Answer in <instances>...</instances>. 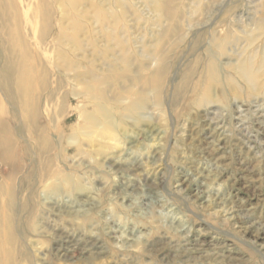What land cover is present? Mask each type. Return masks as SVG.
Wrapping results in <instances>:
<instances>
[{
    "label": "rangeland",
    "instance_id": "374dc122",
    "mask_svg": "<svg viewBox=\"0 0 264 264\" xmlns=\"http://www.w3.org/2000/svg\"><path fill=\"white\" fill-rule=\"evenodd\" d=\"M0 120V264H264V0H0Z\"/></svg>",
    "mask_w": 264,
    "mask_h": 264
},
{
    "label": "bare ground",
    "instance_id": "6f19581e",
    "mask_svg": "<svg viewBox=\"0 0 264 264\" xmlns=\"http://www.w3.org/2000/svg\"><path fill=\"white\" fill-rule=\"evenodd\" d=\"M25 71H26L25 72L26 77H23L22 79L20 78L18 80V82L17 81L15 82V85L17 86L18 91L22 92V94L24 92H26L28 90V88L30 87L29 77H30V79L39 78V74L37 73L36 70L31 68V69H28V70H25ZM28 116H29V118H27V119H28L29 122H31V123L35 122L37 115H35L33 113L32 116L30 114H28ZM11 118H12L13 121H15L17 116L16 115H12ZM0 122H1V120H0ZM0 199H1V201L9 204V206H11L13 204V202H14V196H11L9 192L5 196H2V197L0 196Z\"/></svg>",
    "mask_w": 264,
    "mask_h": 264
}]
</instances>
